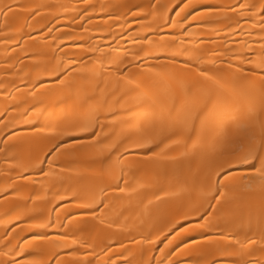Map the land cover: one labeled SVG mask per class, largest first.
<instances>
[{
  "label": "bare ground",
  "instance_id": "1",
  "mask_svg": "<svg viewBox=\"0 0 264 264\" xmlns=\"http://www.w3.org/2000/svg\"><path fill=\"white\" fill-rule=\"evenodd\" d=\"M262 6L0 0V264H264Z\"/></svg>",
  "mask_w": 264,
  "mask_h": 264
},
{
  "label": "snow or ice",
  "instance_id": "2",
  "mask_svg": "<svg viewBox=\"0 0 264 264\" xmlns=\"http://www.w3.org/2000/svg\"><path fill=\"white\" fill-rule=\"evenodd\" d=\"M262 7H264V6H262ZM245 163H247L248 162V160L247 159H245V161H244Z\"/></svg>",
  "mask_w": 264,
  "mask_h": 264
}]
</instances>
